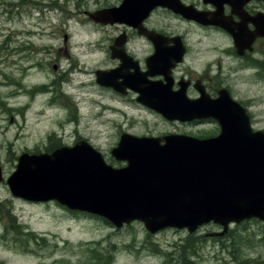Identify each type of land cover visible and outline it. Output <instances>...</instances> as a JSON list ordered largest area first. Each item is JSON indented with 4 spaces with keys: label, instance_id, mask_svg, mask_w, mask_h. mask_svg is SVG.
Instances as JSON below:
<instances>
[{
    "label": "rangeland",
    "instance_id": "1",
    "mask_svg": "<svg viewBox=\"0 0 264 264\" xmlns=\"http://www.w3.org/2000/svg\"><path fill=\"white\" fill-rule=\"evenodd\" d=\"M123 0H0V264H264V224L253 219L216 224L190 234L165 229L150 234L143 223L117 229L102 218L70 211L54 202L26 203L7 184L23 153H41L86 140L107 163L121 133L160 137L218 133L215 124L179 126L132 99L111 98L94 71L113 65L107 50L113 29L91 24L88 13ZM157 27L188 32L163 12ZM95 23V22H94ZM151 25V24H150ZM188 25V26H187ZM152 26V25H151ZM136 37L131 48L141 47ZM264 129V81L246 96ZM60 145V146H59ZM24 227L29 234L24 235ZM15 235V240L10 239ZM26 255V256H25Z\"/></svg>",
    "mask_w": 264,
    "mask_h": 264
},
{
    "label": "water",
    "instance_id": "2",
    "mask_svg": "<svg viewBox=\"0 0 264 264\" xmlns=\"http://www.w3.org/2000/svg\"><path fill=\"white\" fill-rule=\"evenodd\" d=\"M160 5L175 10L181 7L179 0H124L119 8L99 11L90 18L138 28L157 47L158 55L147 62L148 67L169 70V66L156 62L161 59L159 45L164 39L147 31L142 23ZM118 72L98 71V82L104 84L121 75ZM148 74L134 73L129 78L131 87L141 95L139 102L170 121L213 117L222 127L221 134L208 140L176 134L152 138L124 134L112 151L118 161L128 162L122 169L107 165L101 153L86 141L52 154H23L8 180L13 194L35 201L56 199L72 210L102 216L118 228L138 220L152 233L166 227L194 232L211 220L225 229L231 222L251 218L264 221V131L253 132L244 112L230 98L214 103L205 98L192 101L182 90L171 92L166 84L148 81ZM122 76L127 79L124 72ZM2 180L0 169V183Z\"/></svg>",
    "mask_w": 264,
    "mask_h": 264
},
{
    "label": "flooded vegetation",
    "instance_id": "3",
    "mask_svg": "<svg viewBox=\"0 0 264 264\" xmlns=\"http://www.w3.org/2000/svg\"><path fill=\"white\" fill-rule=\"evenodd\" d=\"M179 2L181 7L176 10L157 6L142 21L147 31L164 39L163 44L159 45L162 50L161 59L156 62L169 66L171 68L169 70L163 69L162 66L154 70L148 67L147 62L158 55L157 47L153 40L141 35L138 28L125 23H91L113 29L108 39L107 50L100 49L110 56L113 65L94 71L96 83L107 96L117 99L135 97L136 102L143 108L160 116L162 115L155 109L138 101L140 93L131 87L133 82L129 81V78H133L132 74L141 76L140 74L149 73L148 81L166 84L171 92L182 90L192 101L201 98L213 101L226 94L239 104L254 130H263V126L258 127L263 124L262 118H259L260 114L252 109L254 101H249L246 96L249 95L250 87L254 83L261 84L263 90L264 0H179ZM181 8L183 10L180 11ZM161 12L170 19L178 20L182 26L190 24L196 28V32L200 31L198 42L193 41L188 32L183 30L177 32L157 27V24L153 23L155 22L153 16ZM185 12L187 13L184 14ZM134 37L138 39L141 47L131 48ZM121 39H125L124 44L121 43ZM123 58L130 59L131 62L124 63ZM116 69L121 74L118 77L105 80L104 84L97 81L98 71L110 72ZM163 71L165 73H162ZM123 72L127 79L123 78ZM118 88H121V91ZM171 123L179 126L215 124L218 130L221 129L220 124L212 118ZM30 232L32 231H28L26 227L24 232L22 231L24 235ZM10 239L15 240V235Z\"/></svg>",
    "mask_w": 264,
    "mask_h": 264
},
{
    "label": "bare ground",
    "instance_id": "4",
    "mask_svg": "<svg viewBox=\"0 0 264 264\" xmlns=\"http://www.w3.org/2000/svg\"><path fill=\"white\" fill-rule=\"evenodd\" d=\"M248 221H251V220H248ZM248 221H247V222H248ZM236 225H239V224H236Z\"/></svg>",
    "mask_w": 264,
    "mask_h": 264
}]
</instances>
